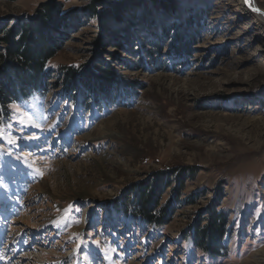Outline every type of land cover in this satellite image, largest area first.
I'll use <instances>...</instances> for the list:
<instances>
[{"label": "rangeland", "instance_id": "1", "mask_svg": "<svg viewBox=\"0 0 264 264\" xmlns=\"http://www.w3.org/2000/svg\"><path fill=\"white\" fill-rule=\"evenodd\" d=\"M110 1L0 0V27L68 20L0 119V264H264V25L236 0Z\"/></svg>", "mask_w": 264, "mask_h": 264}, {"label": "trees", "instance_id": "2", "mask_svg": "<svg viewBox=\"0 0 264 264\" xmlns=\"http://www.w3.org/2000/svg\"><path fill=\"white\" fill-rule=\"evenodd\" d=\"M103 4L116 9L115 3L110 0H92L88 10L96 12V6ZM60 18L59 8L42 5L39 17L34 22L25 21L0 27V119L4 117L10 105L46 88L49 73L47 64L59 52V46L51 39L49 33L54 34L67 27L68 20ZM74 70L70 68L67 73L69 79L75 78ZM94 75H98L97 78L94 76L97 83L93 87L94 90L98 88V92L102 93L109 89L107 84L111 79L108 70L98 69ZM88 77L90 84L92 77ZM156 198L157 193H154L151 185L141 189L138 214L150 224L155 221V217L149 208L155 205ZM218 221L220 220L214 222ZM211 231L208 240H219L223 232L222 225L211 228ZM199 244L205 245L202 239Z\"/></svg>", "mask_w": 264, "mask_h": 264}, {"label": "bare ground", "instance_id": "3", "mask_svg": "<svg viewBox=\"0 0 264 264\" xmlns=\"http://www.w3.org/2000/svg\"><path fill=\"white\" fill-rule=\"evenodd\" d=\"M237 5L239 8L242 10V15L245 17H253L254 19V24L257 27H262L264 25V19L261 16V14L264 13V8L259 5L257 0H236ZM259 10L261 14L254 13V11ZM263 12V13H262ZM111 137V134H108ZM103 159V158H102ZM105 159L102 160L101 163H104ZM69 177V176H68Z\"/></svg>", "mask_w": 264, "mask_h": 264}, {"label": "snow or ice", "instance_id": "4", "mask_svg": "<svg viewBox=\"0 0 264 264\" xmlns=\"http://www.w3.org/2000/svg\"><path fill=\"white\" fill-rule=\"evenodd\" d=\"M0 138H2V137H0Z\"/></svg>", "mask_w": 264, "mask_h": 264}]
</instances>
